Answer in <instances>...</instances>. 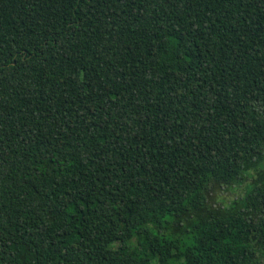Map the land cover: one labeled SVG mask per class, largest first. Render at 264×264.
Returning <instances> with one entry per match:
<instances>
[{
    "label": "trees",
    "instance_id": "16d2710c",
    "mask_svg": "<svg viewBox=\"0 0 264 264\" xmlns=\"http://www.w3.org/2000/svg\"><path fill=\"white\" fill-rule=\"evenodd\" d=\"M0 264H264V0H0Z\"/></svg>",
    "mask_w": 264,
    "mask_h": 264
},
{
    "label": "rangeland",
    "instance_id": "374dc122",
    "mask_svg": "<svg viewBox=\"0 0 264 264\" xmlns=\"http://www.w3.org/2000/svg\"><path fill=\"white\" fill-rule=\"evenodd\" d=\"M243 184L242 185H215L213 190V199L218 200L219 203H228L233 198H237L242 194Z\"/></svg>",
    "mask_w": 264,
    "mask_h": 264
}]
</instances>
